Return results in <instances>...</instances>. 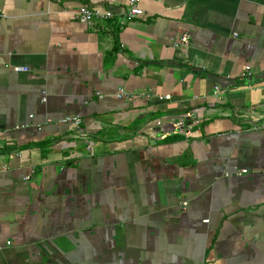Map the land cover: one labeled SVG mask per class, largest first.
<instances>
[{"label":"crops","instance_id":"crops-1","mask_svg":"<svg viewBox=\"0 0 264 264\" xmlns=\"http://www.w3.org/2000/svg\"><path fill=\"white\" fill-rule=\"evenodd\" d=\"M127 1L0 0V264H264V0Z\"/></svg>","mask_w":264,"mask_h":264},{"label":"built area","instance_id":"built-area-1","mask_svg":"<svg viewBox=\"0 0 264 264\" xmlns=\"http://www.w3.org/2000/svg\"><path fill=\"white\" fill-rule=\"evenodd\" d=\"M141 0H128L125 4V7L121 8L119 12V16L121 18V22L125 23L131 19L143 17L146 13L141 6ZM79 18L82 22L91 23L92 20H110L116 16V13L110 8H103V7H92L88 6L87 4L81 5L78 10ZM190 42V35L188 33L183 34L180 38L174 41V46L179 47L183 45H187ZM19 70L28 71V68L23 67L19 68ZM252 74V70L250 66L245 67L244 76H249ZM220 90L217 87L216 93ZM131 94L128 93L124 88H119L115 96L117 98H124L128 97ZM103 97V96H101ZM63 123H69L73 125L75 128H79L83 119L79 116H68L60 120ZM183 128V127H181ZM184 131V129H181ZM29 178V177H28Z\"/></svg>","mask_w":264,"mask_h":264}]
</instances>
